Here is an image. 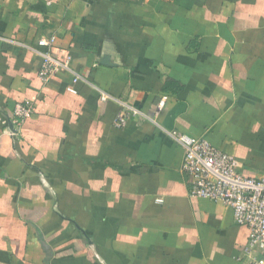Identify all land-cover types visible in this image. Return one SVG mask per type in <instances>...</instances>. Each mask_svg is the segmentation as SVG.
Listing matches in <instances>:
<instances>
[{
    "label": "crops",
    "instance_id": "obj_1",
    "mask_svg": "<svg viewBox=\"0 0 264 264\" xmlns=\"http://www.w3.org/2000/svg\"><path fill=\"white\" fill-rule=\"evenodd\" d=\"M50 35L78 81L38 78ZM120 101L139 113L117 128ZM171 130L264 174V0H0V264H246Z\"/></svg>",
    "mask_w": 264,
    "mask_h": 264
},
{
    "label": "built area",
    "instance_id": "obj_2",
    "mask_svg": "<svg viewBox=\"0 0 264 264\" xmlns=\"http://www.w3.org/2000/svg\"><path fill=\"white\" fill-rule=\"evenodd\" d=\"M55 43L54 35L36 41V52L41 59L38 78L47 83L52 77L68 72L73 75V82L78 81L81 76L71 68V52L57 47ZM68 90L75 92L71 87ZM108 98L110 95L101 93V100ZM163 104L160 101L158 109ZM120 105L114 121L117 128L123 127L131 115L139 113L126 102L120 101ZM33 111L34 102L31 100L24 99L14 104L8 131L11 136L18 135L24 121ZM168 135L183 149L180 170L188 179L190 196L219 202L229 208L234 221L249 230L247 243L242 250L246 264H264V174L260 177L242 174L235 157L212 146L203 137L175 130L169 131Z\"/></svg>",
    "mask_w": 264,
    "mask_h": 264
}]
</instances>
